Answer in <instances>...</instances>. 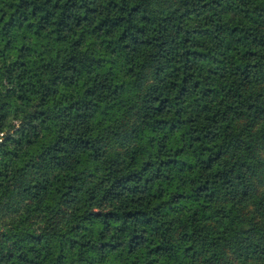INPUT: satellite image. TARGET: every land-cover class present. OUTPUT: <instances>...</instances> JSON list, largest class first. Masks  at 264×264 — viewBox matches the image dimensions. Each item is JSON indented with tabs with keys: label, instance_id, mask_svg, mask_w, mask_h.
<instances>
[{
	"label": "trees",
	"instance_id": "1",
	"mask_svg": "<svg viewBox=\"0 0 264 264\" xmlns=\"http://www.w3.org/2000/svg\"><path fill=\"white\" fill-rule=\"evenodd\" d=\"M0 264H264V0H0Z\"/></svg>",
	"mask_w": 264,
	"mask_h": 264
}]
</instances>
